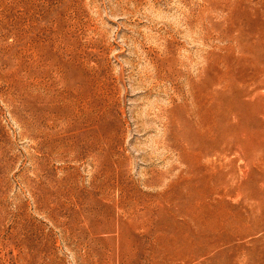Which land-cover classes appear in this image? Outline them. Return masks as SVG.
I'll return each instance as SVG.
<instances>
[{"label":"rangeland","instance_id":"obj_1","mask_svg":"<svg viewBox=\"0 0 264 264\" xmlns=\"http://www.w3.org/2000/svg\"><path fill=\"white\" fill-rule=\"evenodd\" d=\"M262 104L264 0H0V264H264Z\"/></svg>","mask_w":264,"mask_h":264},{"label":"bare ground","instance_id":"obj_2","mask_svg":"<svg viewBox=\"0 0 264 264\" xmlns=\"http://www.w3.org/2000/svg\"><path fill=\"white\" fill-rule=\"evenodd\" d=\"M261 79H262V78H261ZM254 84H255V83H254ZM261 88H262V87H261ZM239 92H240V91H239ZM251 92H253V91H251ZM254 94H255V93H254ZM255 95H258V94L256 93ZM207 97H208V96H207ZM220 97H221V96H220ZM222 97H223V96H222ZM238 97H239V96H238ZM257 97H258V96H257ZM241 98H243V97H241ZM258 98H261V97H258ZM221 99H223V98H221ZM247 99H248V98H247ZM256 99H257V98H256ZM212 101H213V98H212ZM220 101H221V100H220ZM244 101H246V100H244ZM247 101L250 102L249 100H247ZM261 101H262V100H261ZM223 102H224V101H223ZM238 102L240 103V101H238ZM238 102H237V103H238ZM213 103H215V102L213 101ZM213 103H212V104H213ZM217 103L219 104V102H217ZM217 103H216V104H217ZM227 103H229V102H228V99H227L226 104H227ZM224 104H225V103H224ZM224 104H222L221 107H224V106H223ZM242 104H244L243 101H242ZM213 105H214V104H213ZM238 105H239V104H238ZM238 105H237V106H238ZM249 105H251V104H249ZM214 106H215V105H214ZM244 106H245V105H244ZM247 106H248V105H247ZM256 106H257V105H256ZM262 106H264V104H262ZM262 106H261V107H262ZM200 107H201V106H200ZM225 107H226V106H225ZM227 107H228V106H227ZM245 107H246V106H245ZM248 107H250V106H248ZM252 107H253V106H252ZM252 107H250L251 110H252ZM207 108H208V107H207ZM212 108H213V107H212ZM217 108H218V107H217ZM217 108H216V109H217ZM230 108H233V107H230ZM236 108H237V107H236ZM242 108H243V106H242ZM208 109H209V108H208ZM219 109H220V108H218L217 111H219ZM214 110H215V109H214ZM230 110H231V109H230ZM241 110H242V109H241ZM247 110H248V109L246 108V111H245V112H247ZM260 110H261V109H260ZM222 111H225V110H222ZM234 111H235V110H234ZM237 111H238V109H237ZM249 111H250V110H249ZM257 111H258V110H257ZM220 112H221V111H220ZM242 112L244 113V110H242ZM254 112H255V111H254ZM258 112H259V111H258ZM262 112H263V111H262ZM226 113H227V111H226ZM233 113H234V112H233ZM218 114H220V113H218ZM221 114H222V113H221ZM231 114H232V113H231ZM235 114H238V113H235ZM247 115L249 116V114H247ZM223 116H224V115H223ZM255 116H256V115H255ZM225 117H227V116H225ZM242 117H243V116H242ZM237 118H238V116H237ZM239 118H240V117H239ZM243 118H244V117H243ZM258 118H259V117H258ZM261 118H262V117H261ZM244 119H245V118H244ZM248 119H249V117H248ZM203 120H204V119H203ZM258 120H259V119H258ZM260 120H261V119H260ZM236 121H237V120H236ZM242 121H243V120H241V122H242ZM246 121H248V120H246ZM246 121H245V122H246ZM250 121H251V120H250ZM239 122H240V121H238V124H239V125H243V122H242V124L239 123ZM255 122H256V120H255ZM255 122H254V123H255ZM251 123H253V122H251ZM254 123H253V126L255 125ZM200 124H201V123H200ZM217 124H218V123H217ZM249 124H250V122H249ZM247 125H248V123H247ZM250 125H251V124H250ZM256 125H257V124H256ZM260 125H262V124H260ZM260 125H259V126H260ZM248 126H249V125H248ZM253 126H252V128H253ZM257 126H258V125H257ZM236 127H237V126H236ZM240 127H241V126H239V128H240ZM244 127H245V126H244ZM205 128H206V127H205ZM237 128H238V127H237ZM237 128H236V129H237ZM259 128H261V126H260ZM244 129H247V128H244ZM256 129H257V127H256ZM205 131H206V130H205ZM228 131H230V129H229ZM231 131H232V130H231ZM234 132H236V131H234ZM230 133H231V132H230ZM230 133H224V134H230ZM239 133H240V132H239ZM224 134H222V136H223ZM231 134H232V133H231ZM244 134H245V132H244ZM232 135H234V134H232ZM257 135H258V134H257ZM209 136H210V135H209ZM199 137H200V136H199ZM206 137H207V136H206ZM243 137H244V136H243ZM224 138H225V136H224ZM205 139H206V138H205ZM210 139H211V138H210ZM214 139H215V138H214ZM222 139H223V138H222ZM225 139H226V138H225ZM225 139H224V140H225ZM235 139H238L237 136H236ZM239 139H240V138H239ZM200 140H202V139L200 138ZM213 141H214V140H213ZM219 141H220V139H219ZM229 141H230V140H229ZM239 141H240V140H239ZM241 141H242V140H241ZM245 141H246V140H245ZM198 142L201 143V141H198ZM204 142H205V140H204ZM206 142H207V141H206ZM214 142H215V141H214ZM246 142H247V141H246ZM211 143H212V142H211ZM227 143H228V142H227ZM227 143H226V144H227ZM204 144H205V143H204ZM217 144H218V141H217ZM221 144H222V143H221ZM199 145H200V144H199ZM207 145H208V144H207ZM210 145H212V144H210ZM213 145H214V143H213ZM215 145H216V144H215ZM219 145H220V144H219ZM238 145H239V144H238ZM245 145H246V144H245ZM205 146H206V145H205ZM223 146H224V145H223ZM223 146H222V147H223ZM215 147L218 148L217 145H216ZM231 148H232V147H231ZM239 148H240V147H239ZM235 149H236V148H235ZM241 149H242V148H241ZM206 150H207V149H206ZM208 150H209V149H208ZM202 151H203V149H202ZM210 151H212L211 148H210ZM218 152H219V149H218ZM221 152H222V151H220V153H221ZM193 153H194V152H193ZM202 153H203V152H202ZM208 153H209V152H208ZM226 153H227V151H226ZM199 154H200V153H199ZM203 154H204V153H203ZM210 154H211V153H210ZM210 154H209V155H210ZM214 154H215V153H214ZM204 155H205V154H204ZM209 155H207V156H209ZM189 156H191V155H188V157H189ZM211 156H213V155H211ZM211 156H210V157H211ZM188 157H187V158H188ZM214 157H215V156H214ZM187 158H186V159H187ZM190 158H192V157H190ZM190 158H189V159H190ZM204 158H205V157H204ZM183 159H184V158H183ZM195 159H196V158H195ZM197 160H198V159H196V161H197ZM183 161H184V160H183ZM193 161H194V160H193ZM193 161H192V162H193ZM218 161H219V160H218ZM192 162H191V160L189 161V163H192ZM219 162H220V161H219ZM190 165H191V164H190ZM192 165H193V164H192ZM198 167H199V166H198ZM198 167L196 168V170L199 169ZM201 167H203V166H201ZM230 167H231V166H230ZM189 168L191 169L192 167L189 166ZM192 169H193V168H192ZM203 169H204V168H203ZM228 169H229V168H228ZM187 170H188V169H187ZM194 170H195V166H194ZM198 171H199V170H198ZM198 171H196V172H198ZM200 171H201V170H200ZM226 171H227V170H226ZM191 172H192V171H191ZM194 172H195V171H194ZM201 172H202V171H201ZM201 172H200V173H201ZM221 172H222V171H221ZM198 173H199V172H198ZM219 173H220V172H219ZM216 176H218V175H216ZM218 177H219V176H218ZM214 178H215V177H214ZM223 179H224V178H223ZM206 181H207V180H205V182H206ZM221 181H223V180H221ZM215 182H216V181H215ZM223 182H224V181H223ZM198 183H199V182H198ZM206 183H207V182H206ZM195 187H196V186H195ZM216 187H218V186H216ZM189 196H190V195H189ZM220 205H221V204H220ZM258 206H259V204H258ZM257 208H258V207H257ZM257 208H255V209H257ZM251 209H252V207H251ZM259 209H260V208H258L257 210H259ZM255 211H256V210H255ZM261 211H262V210H261ZM262 214H263V212H262ZM254 215H255V213H254ZM263 216H264V215H263ZM228 217H229V216H228ZM253 217H254V216H253ZM253 217H252V218H253ZM249 218H250V217H249ZM232 219H233V218H232ZM250 219H251V218H250ZM255 221H256V220H255ZM205 244H206V243H205Z\"/></svg>","mask_w":264,"mask_h":264}]
</instances>
